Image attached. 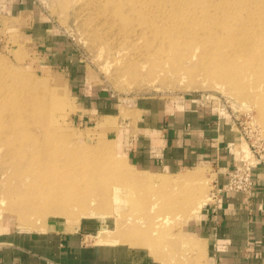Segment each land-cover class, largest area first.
Returning a JSON list of instances; mask_svg holds the SVG:
<instances>
[{"label": "rangeland", "instance_id": "obj_1", "mask_svg": "<svg viewBox=\"0 0 264 264\" xmlns=\"http://www.w3.org/2000/svg\"><path fill=\"white\" fill-rule=\"evenodd\" d=\"M98 2L39 0L38 30H26L32 37L5 27L8 19L0 27V93L3 87L8 94L16 92L14 114L26 116L30 124L33 117L41 122L32 127L44 148L20 143L35 156L27 162L16 153L0 161V227L41 230L54 220L95 223L88 242L142 246L163 257V264H202L189 234L209 199L212 168L204 164L150 177L131 165L123 132L116 129L139 100L208 96L235 119L251 148L248 161L258 162L256 153L264 155V0H182L178 9L177 0H126L146 8L144 17L155 23L148 29L152 47L114 31L97 10ZM159 2L164 8L153 9ZM72 73L82 76L83 87L72 81ZM85 83L116 101V116L80 115L78 95ZM39 126L61 139L53 133L44 139ZM22 133L0 134V154L12 151ZM53 160L63 166L60 171L51 167ZM40 168L48 185L39 190L31 170ZM70 195L75 208H93L97 214L50 213L57 208L54 200L64 203Z\"/></svg>", "mask_w": 264, "mask_h": 264}, {"label": "crops", "instance_id": "obj_2", "mask_svg": "<svg viewBox=\"0 0 264 264\" xmlns=\"http://www.w3.org/2000/svg\"><path fill=\"white\" fill-rule=\"evenodd\" d=\"M38 8L39 0H0V27L8 19L5 27L30 37L28 28L38 30L34 19L41 14ZM72 77L83 87L82 76L72 73ZM78 98L80 115L87 119L116 116V101L99 88L86 84ZM121 123L116 130L123 132L131 165L150 177L180 174L205 164L223 186L229 169L253 159L238 123L208 96L139 100ZM250 165L255 180L252 194L224 193L220 205L209 196L191 224L189 236L194 248H200L202 264H264V163ZM94 224L54 220L41 230L0 227V264H163V257L156 258L142 246L88 242Z\"/></svg>", "mask_w": 264, "mask_h": 264}, {"label": "bare ground", "instance_id": "obj_3", "mask_svg": "<svg viewBox=\"0 0 264 264\" xmlns=\"http://www.w3.org/2000/svg\"><path fill=\"white\" fill-rule=\"evenodd\" d=\"M168 1L175 2V0H168ZM180 1H182V0H177L178 3ZM123 2H125V3H123ZM96 8H97V10H99V12L101 11L102 19H106V21L108 20L109 21L108 25H111L112 29L114 31L117 30L120 34L123 35V37L127 38L128 41H134L135 42L138 38L139 39L142 38L145 42H147L146 44H144L142 46H144V47H147V46L152 47L153 46V43H154L153 39L148 38V34H149L148 29L152 28L155 25V23L153 22L152 18H149L148 16L144 17L143 12L146 8L140 9V7H137V6L135 7V6H133V2H130V5H128L126 3V0L125 1L124 0H101V2H98V4H96ZM149 8L150 7L148 6V9ZM156 8L158 10H162V8H164V7H161V4L159 2L158 7H156V6L153 7V9H156ZM178 8H182V6H180V3H179V6L177 7V9ZM172 10H174V8ZM181 10H183V9H180L178 11H181ZM147 20H151V21L148 22ZM262 22H264V21H262ZM200 29L204 30L203 26H201ZM262 38L264 39V36ZM146 39H148V40H146ZM230 41L232 42V37H231ZM232 43H234V42H232ZM138 47H140V45L137 44L136 48H138ZM242 48H244V47H242ZM240 50H242V49H240ZM235 57H238V55L235 54ZM224 63L226 65L225 61H224ZM227 69L228 68H225V70H227ZM135 71H136V69L134 70V72ZM11 72H13V71H11ZM9 75H11V73ZM11 76H13V75H11ZM28 79L29 78H26L27 81H28ZM14 80H16V79H14ZM14 80H13V83H14ZM20 81L22 82V80H20ZM30 82L32 83V80ZM33 82H34V80H33ZM33 84H32V87H33ZM25 85H28V84H25ZM1 87H3V86H1ZM14 87H15V85H14ZM14 87H12V88H14ZM5 88L6 87H3L4 90L1 89V91L3 90L4 92L2 94L0 93V134H9L10 136H12L11 133H15L19 129H20V132L23 131V133H22V136H20V134H19V140L17 141V143L15 145L16 147H19V148L15 147L10 152L5 151L2 154H0V161L1 160L2 161L12 160L16 153H20V155L28 162V158L31 156H35V155L32 154L31 152H29L28 150H23V148L20 147V143L25 144V145L32 144V146L39 145L40 148L44 150V148L42 147L43 143L39 142V136L36 135L37 133H36V131H34V129L32 127L34 125H41V122L36 120L35 117H33L32 118L33 124H30V119H28L26 116H24V115L16 116L14 114L13 110L15 109V106L18 103V101L12 102V100H15L14 93H16V92L12 91L10 94H8L7 89H5ZM16 90H18V88ZM18 94H15V95H18ZM37 98H38V96H37ZM41 98H43V97H41ZM49 98H50V96H49ZM10 103H11V105H10ZM45 105H46V103H45ZM45 105H44V107H45ZM44 107H43V110H44ZM17 110L19 112H21L20 107H17ZM45 110L47 111V107ZM21 126H25V128L23 130H21L22 129ZM27 126H30V127L27 128ZM39 127L41 128L42 131L38 135L43 134L44 139L52 138L53 132L52 133L50 132L52 130L48 126H39ZM53 134H55V133H53ZM55 135H57V140L61 139V136H60L61 134L58 135V133H56ZM33 153H35L37 155L40 154V152H37V153L33 152ZM57 159L58 158H56L55 160H57ZM55 160H53L51 167L55 169V172H58L63 168V166L58 165V163H54V162H57ZM48 163H49V161L46 160L45 161V169L49 172V170L47 168ZM45 169L40 168V169H32L31 170V173H32L34 180H35V182L33 184H35L36 189L40 190L41 187L48 185V183H45L46 179H47ZM42 176H44L43 180L39 181V178H41ZM138 176L139 175H137V177ZM138 179H140V178H138ZM163 181H165V180L163 179ZM33 184L31 185L32 189H34ZM24 193H28V192L25 191ZM39 195H40V191H39ZM70 198H71V200L65 199L64 203H58L53 198V200H54L53 205L57 206V208H55L54 211L51 210L50 213L52 212V213L56 214V216L62 215L65 217L66 216H71V217L72 216H74V217L84 216V217H86V216L95 215L96 212L92 211L93 208L92 209L87 208V207H82V208L78 207L79 209L75 208L74 207L75 201H73V198L71 195H70ZM56 199H61V198L57 196ZM3 201L4 200H2V203H3ZM0 208H1V206H0ZM120 224H122V223H120ZM103 239L106 240L107 238L106 239L103 238ZM109 240H110V238L107 241H109ZM100 241H102V240L100 239ZM109 243H110V241H109Z\"/></svg>", "mask_w": 264, "mask_h": 264}, {"label": "built area", "instance_id": "obj_4", "mask_svg": "<svg viewBox=\"0 0 264 264\" xmlns=\"http://www.w3.org/2000/svg\"><path fill=\"white\" fill-rule=\"evenodd\" d=\"M254 145V144H253ZM258 163H264V155L256 153ZM227 182L221 186L218 181L213 182L210 198L219 205V199L224 193L244 192L252 194L255 187L254 172L250 162H245L243 167L231 168L226 173Z\"/></svg>", "mask_w": 264, "mask_h": 264}]
</instances>
